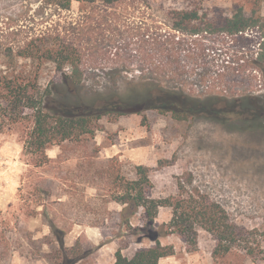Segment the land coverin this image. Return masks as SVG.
<instances>
[{
    "label": "rangeland",
    "instance_id": "374dc122",
    "mask_svg": "<svg viewBox=\"0 0 264 264\" xmlns=\"http://www.w3.org/2000/svg\"><path fill=\"white\" fill-rule=\"evenodd\" d=\"M238 9L254 23L229 34L225 20ZM178 11L198 15L183 21L184 33L206 29L181 40L179 52L165 36L173 32ZM262 36L264 0L72 1L70 9L45 0H0L2 49L15 53L27 43H71L78 50L80 85L87 94L124 93L148 84L207 103L219 101V108L245 96L262 98L259 82L248 72L260 66L264 73V62L258 66L256 61L260 42L264 53ZM230 63L241 65L239 76ZM0 68H14L30 92L36 85L44 89L61 83L70 73L68 65L59 70L52 61L21 57H5ZM218 70L224 71L217 82L213 74ZM206 79L212 80L206 90L196 92L191 86ZM149 102L139 105V112L91 117L90 133L50 146V161L37 166V155L24 148L33 110H9L0 99L6 107L0 109V264H57L63 251L47 224L50 218L66 230L64 246L70 255L83 250L71 264H113L117 249L130 258L136 250L154 246L144 236L142 213L131 216L130 225L143 229L130 230L119 214L123 206L113 200L123 191L118 177L134 178V166L140 164L149 169L148 196L178 197V178H191L187 189L197 187L220 203L241 235L242 247L219 257L212 254L217 242L206 230L198 229L196 248L179 234L161 236V244L174 249L167 264H264L259 235L264 223V117L249 122L246 112L240 118L208 112L182 117L162 103L149 107ZM40 187L50 190L53 202L42 201ZM170 218L171 208L160 207L154 227ZM244 246L252 247V257Z\"/></svg>",
    "mask_w": 264,
    "mask_h": 264
},
{
    "label": "trees",
    "instance_id": "16d2710c",
    "mask_svg": "<svg viewBox=\"0 0 264 264\" xmlns=\"http://www.w3.org/2000/svg\"><path fill=\"white\" fill-rule=\"evenodd\" d=\"M46 3H54L62 8L70 9L71 2L79 3H95L97 0H45ZM106 5L121 3L123 0H101ZM148 1V0H139ZM178 21L174 22L173 32L165 35L175 45V49L180 50L178 43L185 37L198 35L206 29H194L189 32L190 35L181 30L184 20L193 21L197 18L196 11H178L175 13ZM254 20L246 17L242 9H238L227 18L224 23V31L229 34L243 32L246 28L253 25ZM183 28V27H182ZM264 40V36H262ZM168 41V40H167ZM191 44V42H190ZM187 52L189 45L186 42ZM185 49L181 50L180 53ZM262 51V42H260V52L257 54V65L264 62V53ZM7 57H21L38 59L42 61H52L56 67L61 70L65 65L70 68V73L63 77L61 83L51 82L46 88L41 89L37 85L34 92L29 91V87L25 85L14 68L5 70L0 68V99L10 105L9 110L18 108H30L33 110V125L29 131L24 148L28 153L37 155L35 165L40 166L50 161L46 150L54 144H62L64 142L78 138L82 134L90 133L89 126L91 117L99 118L106 113L124 114L128 112H139V105L148 103L149 107H159L160 103L165 106V110L174 112L177 116L187 117L203 113L209 115H236L237 118L242 112H246L249 116L245 119L247 122L261 120L264 117V90L260 93L261 97L245 96L225 102V108H219L218 102H206L203 99L186 97L182 93L175 91H167L161 87L154 85L141 84L137 88H127L124 93L95 92L87 94L83 90L81 83V70L78 63V50L71 43L55 46H29L27 43L22 49L15 53L12 49L3 50L0 45V64ZM241 65L234 68L239 76ZM260 67V66H259ZM258 67V68H259ZM256 68L264 81V73L262 68ZM238 69V70H237ZM197 76V75H196ZM195 76V77H196ZM218 81V78H214ZM207 80V79H206ZM198 82L204 83L205 81ZM220 84V83H219ZM225 86V85H224ZM183 91H192L189 87H182ZM195 90V89H194ZM197 92V91H196ZM156 94V95H154ZM220 100V99H217ZM1 108H6L2 107ZM261 123L259 122V127ZM123 182L120 184L123 188L122 192L116 193L113 197L117 203L122 205L119 211L124 224L133 231L142 230L143 227H135L130 225V217L138 211L142 213L144 223V236L154 242V246L142 248L135 251L132 257L124 256L121 249H117L114 254L113 264H158L162 257L174 254V249L169 245H162L159 237L166 236L171 233L179 234L193 248L197 246L198 229H203L214 236L216 246L213 249V256L219 257L228 254L233 248L242 247L238 242L241 240L240 232L235 224L230 220L224 207L215 200H212L197 187L187 189L192 179L183 180L181 177L177 180L179 196H168L163 198H153L148 196L147 189L151 186L149 178V169L144 165L134 166V178L124 179L118 177L117 180ZM119 185V184H118ZM39 191L44 195L43 202L50 201L51 192L47 187H40ZM44 204V203H42ZM162 206L171 208V218L168 222L162 223L157 228L154 227V219L158 214V210ZM51 234L54 235L55 241L59 245V249L63 251L59 255L60 260L57 264H71L83 255V250L79 248L77 253L69 254L64 246V237L66 230L57 225L54 218L47 220ZM261 240L264 241V223L263 228L259 232ZM260 243L257 241V246ZM243 250L247 255L253 256L252 247L244 246Z\"/></svg>",
    "mask_w": 264,
    "mask_h": 264
},
{
    "label": "built area",
    "instance_id": "2783aa9c",
    "mask_svg": "<svg viewBox=\"0 0 264 264\" xmlns=\"http://www.w3.org/2000/svg\"><path fill=\"white\" fill-rule=\"evenodd\" d=\"M239 33H242V32H239ZM196 36H198V35H194L193 37H196ZM259 46H260V43H259ZM258 52L259 51H257V54H258ZM240 53H244V52H240ZM243 61V60H242ZM228 63H229V61H228ZM230 64H236V63H230ZM236 68H237V66L238 65H234ZM238 70V69H237ZM224 71V70H223ZM222 70H218L216 73H214L213 74V79L214 78H218L219 77V75H220V73L221 72H223ZM219 72V73H218ZM248 72H250L252 75H254V77H255V80L256 81H258L259 82V87H260V89H258L257 90V93H260V92H262V90H264V89H262V86H263V83L264 82H262L263 81V79H262V76H261V73L256 69V68H250V69H248ZM211 79H208L207 81H205L204 83H201V82H197V83H194V82H192V87L195 89V91H199V90H202V89H208L209 87H210V84H211ZM217 81V80H216ZM218 81H219V79H218ZM217 81V82H218ZM217 86H219V83H218V85Z\"/></svg>",
    "mask_w": 264,
    "mask_h": 264
},
{
    "label": "crops",
    "instance_id": "0c3cea01",
    "mask_svg": "<svg viewBox=\"0 0 264 264\" xmlns=\"http://www.w3.org/2000/svg\"><path fill=\"white\" fill-rule=\"evenodd\" d=\"M171 258V256H166V257H162V258H160L159 259V261H158V264H167L168 263V260ZM113 263H114V261H113Z\"/></svg>",
    "mask_w": 264,
    "mask_h": 264
}]
</instances>
